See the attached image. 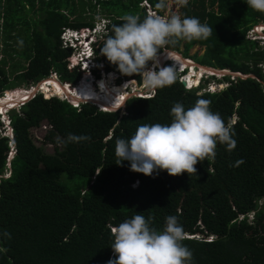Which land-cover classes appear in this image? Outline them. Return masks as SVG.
Returning a JSON list of instances; mask_svg holds the SVG:
<instances>
[{"label":"trees","instance_id":"obj_1","mask_svg":"<svg viewBox=\"0 0 264 264\" xmlns=\"http://www.w3.org/2000/svg\"><path fill=\"white\" fill-rule=\"evenodd\" d=\"M142 1L0 0V95L19 91L11 89L21 84H38L51 71L75 83L81 71L68 65L71 50L61 44L62 29H87L99 14L109 20V35L123 15L141 20L148 15ZM146 1L160 16L196 17L213 28L207 39L173 38L174 44L158 52L182 46L185 57L202 65L253 77L225 74L217 79L227 82L225 88L202 93L175 78L152 96L128 97L116 110L92 102L73 106L39 90L46 98L35 92L10 110L16 152L5 175L9 138L0 135V249H6L0 250V264H106L115 258L108 225L136 214L157 230L163 229L165 217L176 216L184 230L182 244L192 252L191 264H264V44L248 37V30L264 22V12L246 0H188L187 6L163 0L161 8V0ZM102 46L97 52L108 79L117 67L101 54ZM87 85L91 77L85 74L73 86ZM198 99L210 101V110L232 126L233 150L218 142L215 159L197 163L190 177L164 170L148 176L131 171L127 160L116 163L117 138L130 137L140 125L169 124L175 102L188 109ZM43 120L52 128L41 144H52V152L36 145L30 133ZM69 133L91 139L65 143ZM136 180L138 185L131 187Z\"/></svg>","mask_w":264,"mask_h":264},{"label":"clouds","instance_id":"obj_2","mask_svg":"<svg viewBox=\"0 0 264 264\" xmlns=\"http://www.w3.org/2000/svg\"><path fill=\"white\" fill-rule=\"evenodd\" d=\"M178 2L182 6L188 4V0H178ZM142 3V6L148 12L143 20L139 15L125 14L120 18L122 23L112 25L111 34L109 35V20L102 15L96 16L93 25L87 29L70 27L62 29L60 34L61 44L65 48H70L69 62H74L72 67H78L81 71V77L87 74V71H93L96 75V73H99L100 67H103V61L97 52V47L102 42L101 54L110 63L116 65L118 69L109 71L117 73L115 79H118V84L125 81H136L139 84L141 81V79L138 81L135 78H133L134 80L125 79L122 74L139 75L144 81L146 90L149 89L150 91L172 84L175 78H178L179 81L186 80L185 75L189 72L190 67L180 66L178 62L172 60V56L165 58L161 63L156 62L157 56L163 54L166 50L175 52L185 61L193 62L196 69L198 66H206L196 62L191 57H185L181 48H164L160 52L158 50L169 43L174 44L176 40L173 38L186 40L207 39L212 34V27L202 24L196 17L181 18L179 15L165 17L157 13L150 14L148 11L150 10L149 3L147 4L146 0ZM246 3L252 9L264 12V0H246ZM163 6V0H161L157 7L161 8ZM260 23L252 28L255 34L252 39L258 41L262 37L259 36L261 34L256 30L257 27L263 26L259 25ZM93 28L94 30H92ZM262 33H264V26ZM257 36L259 37L256 38ZM149 61H151L150 64H148ZM152 63H154V67H151ZM157 64H160L162 68H158ZM53 72L55 71H51L47 77L54 76ZM105 73L108 72L105 71ZM209 75L216 77V74L203 72L198 84L186 87L188 85L186 81L184 87L186 89L197 88V90H203L202 92H217L227 86L226 81H223L226 86L219 84L218 89L211 88V84L206 85L208 82L204 83L202 79L209 77ZM183 76L184 78L180 79ZM57 77L58 79H56L59 82H63L58 74ZM96 77L94 80L101 76L96 75ZM6 91L0 97L4 96ZM150 91H146L145 94ZM36 93H40L44 97L42 91L38 90ZM128 97L126 95V99ZM29 99H26V101ZM69 102L73 106H79V104L74 105L70 100ZM209 105L210 101L198 99L192 107L185 109L183 104L175 102L170 109L172 120L169 124L140 125L130 137L117 138L115 141V155L118 157L116 163L119 165L122 161L127 160L131 171L148 176H152L154 173L158 174L160 170H164L172 176L187 173L190 177V174H196L195 165L197 163L206 159H215V149L218 142L226 144L229 151L233 150L236 144V141L232 138L234 135L232 126L226 125L220 114L212 112ZM19 106L15 104L4 112L0 110V121L2 123L0 135L9 138V150L6 156V163L9 164L6 172L9 173L10 163L16 149L10 121L9 123L3 122L1 116L3 114L9 118V111L18 109ZM98 107L100 108V106ZM105 108L100 109L108 110ZM235 119L236 116H233L231 122L234 123ZM49 125L45 122L39 123L38 126L32 127L30 130L43 129L45 131L46 129L47 131ZM90 139L91 137L87 135L77 136L69 133L65 143ZM99 171H96L97 174H99ZM137 185V180L131 183V187ZM108 227L113 238L110 247L115 258L109 259L106 264H191L192 252L182 244L185 238L184 230L176 216L165 217L162 230L151 227L148 220L140 214L125 219L115 226L109 224ZM5 235L9 234L5 233ZM186 236L197 237V234H186ZM0 250L6 251V249Z\"/></svg>","mask_w":264,"mask_h":264},{"label":"rangeland","instance_id":"obj_3","mask_svg":"<svg viewBox=\"0 0 264 264\" xmlns=\"http://www.w3.org/2000/svg\"><path fill=\"white\" fill-rule=\"evenodd\" d=\"M93 2H94V0H93ZM144 2V1H143ZM167 2V1H166ZM142 4L143 3H141V6H142ZM147 4H148V2H147ZM149 6H150V8H152L153 9V7H152V5L149 3ZM168 7L169 8H172V4L170 3V2H168ZM147 11V10H146ZM89 12L91 13V11H88V12H86L87 14L86 15H88L89 14ZM165 12H169V11H165ZM148 13V12H147ZM169 14V17L170 16H172V14H170V13H168ZM99 14H96V16H98ZM101 16V15H100ZM87 19H89V18H87ZM260 27V26H259ZM263 27V26H262ZM257 29H258V27H257ZM256 29V30H257ZM250 30H248V32H249ZM250 36V35H249ZM259 36H262L261 37V40H259L260 42L258 43L259 45H263L264 44V33H263V35H259ZM259 36H257L256 38H258ZM180 48H182V46H180ZM198 48V47H197ZM196 49V47L195 46H193L192 47V49L191 50H189L188 51V54L189 53H193V51ZM184 51V50H183ZM203 51H204V48H202V49H200V50H198V55H200V54H202L203 53ZM183 54H185V53H183ZM200 57V56H199ZM196 60H199L198 59V56L195 58ZM262 67H264V65H261ZM7 71H9V68L6 66V67H4ZM203 70H206L205 68H202V67H200V69L198 70V69H195L194 68V66H192L191 65V69H190V73L188 74V76H186V79L188 80V82L190 83V84H193V82L196 80V77L194 76L193 77V75H196V76H201L202 75V72H203ZM212 72V71H211ZM206 74H208L207 72H205ZM99 74H100V76H101V73H100V70H99ZM83 75V74H82ZM95 75V74H94ZM102 76H103V78H102ZM102 76H101V79L98 81V83L96 84V81L94 80V79H96L97 77H96V75L93 77L94 79H92V77H91V84L92 85H87V86H83V87H78V89L79 88H82V90H78V89H76L75 88V90L77 91V92H79V93H82V91H84V87H87V90L91 93V92H93V95L95 96L96 94H99V97L100 98H104V101H103V105H105V104H107V105H111L112 106V104L111 103H109V102H107V100H105V98H107V96L109 95L107 92H109V91H111V95L113 96V98L114 99H117V98H119V96L117 97V95H118V93L116 92V90L117 89H112V90H110V89H107L106 90V87L108 88V87H110V88H113L111 85H113V84H115V85H121L120 83L118 84V79H115L116 78V76H117V74H114L112 77H110V78H108L107 79V77H105V74H103L102 73ZM222 74L221 73H217L216 74V77H214V78H211L212 76L211 75H209V77H206V78H203V79H205V80H207V81H204V83H207L206 85H208V84H211V88H215V89H218L219 88V84H223V86H226V83L225 82H223V80H222V82L221 81H217V79H221L222 77ZM231 76H234V75H231ZM57 79H58V77H56ZM57 79H55V78H51V79H49L48 80V82H50L51 80L53 81V84H55V83H58L59 85H60V82H57ZM202 79V80H203ZM141 80L142 81H140L139 82V85H143L142 87H139V89L138 90H140V91H143L142 93H145L146 91H150L149 89H147L146 90V87H145V84H144V81H143V79H142V77H141ZM44 81V80H43ZM43 81H41L40 82V84L38 85V89L39 90H41L40 88H42V91H47L48 93H55V94H57L58 95V97H60V99L61 100H65L64 99V97L62 96V93L64 94V92H63V90H65L64 89V87L63 86H61L60 85V88L61 89H57L58 91H55V90H53L54 88V86L52 87L51 86V84L49 83V84H46V83H43ZM78 82V80L75 82V83H70V84H73V85H75L76 83ZM203 82V81H202ZM52 83V82H51ZM69 83V82H68ZM104 83V84H103ZM127 84V83H126ZM137 85L136 84V81H135V83H134V81H130V84L129 85H127V87H128V93L129 92H131V90L135 87V85ZM33 85V88L32 89H30V91H32V90H36V84H28V85H24V84H21L20 86H16V87H14L13 89H11V91H15V90H19V91H16V92H19V93H16V92H10V93H8V94H6V95H4V96H8V97H15L16 95H18L19 97L21 96V94H22V96H24V90L25 89H29L31 86ZM36 85V86H35ZM132 85H134V86H132ZM39 86H40V88H39ZM106 86V87H105ZM122 86V85H121ZM131 86V87H130ZM220 86H222V85H220ZM263 86H264V83H263ZM123 87V86H122ZM67 88V87H66ZM141 88V89H140ZM145 88V89H144ZM129 89H131V90H129ZM75 90H72V91H69V92H73V91H75ZM115 90V91H114ZM144 90H146V91H144ZM30 91H28V92H30ZM66 91V90H65ZM203 90H200V89H198L197 90V93H201ZM61 92V93H60ZM67 92V91H66ZM100 92H101V94H100ZM6 93V92H5ZM68 94V93H67ZM57 95H51V97L52 96H57ZM128 95V94H127ZM8 97H5V98H8ZM19 97H15V98H17V99H19ZM92 97V96H91ZM91 97H88L87 99H91L92 101H96V100H94L93 99V97L91 98ZM1 98H3V97H1ZM66 100H68V99H66ZM72 100V99H71ZM86 99H84V101H85ZM69 101V100H68ZM72 101H74V100H72ZM6 102H2L1 104H5ZM78 102H76L75 104H77ZM10 105H13V104H7V106L6 107H8V106H10ZM21 105V104H20ZM105 108V107H104ZM120 108V107H119ZM106 109V108H105ZM108 109V108H107ZM0 110L2 111V112H4L5 111V109L4 110H2L1 108H0ZM109 110V109H108ZM11 112V111H10ZM9 112V113H10ZM2 119H3V117H2ZM43 122H45V123H49L47 120H43V121H41L40 123L42 124ZM52 128V125L50 124L49 126H47V130H49V129H51ZM45 131H46V129H45ZM45 131L43 130V129H40V130H37V131H34L33 129L32 130H30V133H31V136H32V138H33V141H34V143L36 144V145H43V149L44 150H46L47 152H52L53 151V145L52 144H45V143H42L41 144V139L44 137V134H45ZM9 165V164H8ZM8 165H7V168H8ZM8 173L9 172H6V175H8Z\"/></svg>","mask_w":264,"mask_h":264},{"label":"bare ground","instance_id":"obj_4","mask_svg":"<svg viewBox=\"0 0 264 264\" xmlns=\"http://www.w3.org/2000/svg\"><path fill=\"white\" fill-rule=\"evenodd\" d=\"M262 30H263V27L262 26H260V27H258V29H257V31L261 34V35H263V33H262ZM173 57V59L172 60H174V61H176V62H178L179 64H180V66H182V67H185V66H187V67H190L189 68V72L187 73V75H185V79H186V76H188V74L190 73V69H191V65L192 66H194V68H195V64H193V62H189V61H185L184 59H182L181 58V56H179L178 54H176L175 52H171L170 50H166V51H164L163 52V54H161V55H159V56H157V58H156V62L157 63H161L165 58H167V57ZM200 67H202V68H205L206 70H203V72H207L208 74H217L216 72H214L213 70H211L210 68H208V67H204V66H198L197 67V69L199 70L200 69ZM196 69V68H195ZM212 71V72H211ZM202 72V73H203ZM103 74H105V73H103ZM196 77V80L193 82V84H190L189 82H188V80L186 79V81H187V84H190V86H193V85H196V84H198V82H199V78H200V76L198 75V76H196V75H193V77ZM106 77V76H105ZM51 78H55L54 76H51V77H48V78H46V79H43V80H41V81H43V83H46V84H51V86L54 88L53 90H55V91H58L57 89H61L60 88V85L61 86H63L64 87V89L67 91H65V90H63V92H64V94L62 93V96L64 97V98H68L70 101H72V100H74V101H72V102H79V101H84V99H87L88 97H93V99L94 100H97V101H99V102H102L103 103V101H104V98H100L99 97V94H96L95 96L93 95V92H89L88 90H87V88H84V91H82V93H79V92H77L76 90H75V88L76 89H78V87H74L72 84H70V83H68V82H60V85L58 84V83H55V84H53V81L51 80L50 82H48V80L49 79H51ZM102 78H103V76H102ZM56 79V78H55ZM101 79V78H100ZM40 81V82H41ZM40 82L37 84V86H36V90H32V91H30L28 94H27V96H22V94H21V96L19 97L18 95H16L15 97H19V99H17V98H15V97H8V96H3V98H1L0 97V108L2 109V110H7L10 106H8V107H6L7 106V104H13V105H15V104H17V105H20V104H24L25 102H26V99H29L35 92H37L39 89H38V85L40 84ZM52 82V83H51ZM57 82H59L58 80H57ZM98 83V82H97ZM127 83V84H126ZM104 84V83H103ZM130 84V81H125L124 83H122L121 85L123 86H121V85H115V84H113V85H111L113 88H110V87H106V90L107 89H110V90H112V89H117L116 90V92L118 93V95H117V97L119 96V98H117V99H114L113 98V96L111 95V91H109V92H107L109 95L107 96V98H105V100H107V102H109V103H111L112 104V106L111 105H109V106H111V107H113V106H118V105H120V104H122V102L123 101H121L120 100V97H126V95L128 94V87H127V85H129ZM67 87V88H66ZM39 88H40V86H39ZM41 90H42V88H40ZM72 90H75V91H73V92H69V91H72ZM78 90H82V88H79ZM115 91V90H114ZM45 92H47V91H45ZM139 92H143V91H140L139 90ZM61 93V92H60ZM68 93V94H67ZM51 94H55V93H51ZM100 94H101V92H100ZM57 95V94H56ZM58 96V95H57ZM5 97H8V98H5ZM28 97V98H27ZM91 97V98H92ZM72 99V100H71ZM6 102L5 104H1L2 102ZM22 101V102H21ZM99 106H103V107H105L103 104L102 105H99Z\"/></svg>","mask_w":264,"mask_h":264},{"label":"built area","instance_id":"obj_5","mask_svg":"<svg viewBox=\"0 0 264 264\" xmlns=\"http://www.w3.org/2000/svg\"><path fill=\"white\" fill-rule=\"evenodd\" d=\"M148 7V6H147ZM149 12H150V14H156V12L154 11V10H152L151 8H150V10H148ZM92 30H94V28L92 29ZM250 35V36H249ZM248 37L249 38H254L255 37V34H254V29H251V31H249V34H248ZM69 67H72L73 65H74V62L73 61H70L69 62ZM151 67H154V63H152V65H151ZM157 67L158 68H162L161 67V65L160 64H157ZM100 73H101V76H102V73H105V70H104V67H100ZM87 74L89 75V76H91L92 77V79H94L93 77L95 76L94 75V73H93V71H87ZM117 74V73H116ZM53 75H54V77L56 78L57 77V74L55 73V72H53ZM182 78H184V76L183 77H181L180 79H182ZM142 81V80H141ZM134 83H135V81H134ZM136 84H137V82H136ZM135 85V84H134ZM133 85V86H134ZM143 85H139V84H137V85H135V87L131 90V92H129V94H128V96L130 97V96H144V95H152L153 94V90H151L150 92H148L147 94H145V93H142V92H139V87H142ZM186 87H190V84H188V85H186ZM33 87L31 86L29 89H25L24 90V96H27V94L29 93L28 91H30V89H32ZM125 99H126V97H125ZM22 102V101H21ZM12 106V105H11ZM10 106V107H11ZM100 108H104V107H101L100 106ZM2 117H3V119H2ZM1 119H2V121L3 122H5V123H9V121H10V119L7 117V116H5V115H3L2 114V116H1ZM34 129H36V128H34Z\"/></svg>","mask_w":264,"mask_h":264},{"label":"water","instance_id":"obj_6","mask_svg":"<svg viewBox=\"0 0 264 264\" xmlns=\"http://www.w3.org/2000/svg\"><path fill=\"white\" fill-rule=\"evenodd\" d=\"M259 25H263V26H264V22H263V23H260ZM204 67H208V68H210L211 70H213L214 72H216V73H221L222 75L230 74V75L240 76V77H248V76H252V74H243V73H240V72L232 71V70H230V69H216V68L211 67V66H204ZM252 77H253V76H252ZM131 80H134V79H131ZM181 83H182L183 86L186 85V80L182 79V80H181ZM124 101H125V100H123L122 104H120V105H118V106H123V105H124ZM81 102H92V103L96 104L97 106L104 104V103L99 102V101H97V100H96V101H92L91 99H86L85 101H81ZM104 106L106 107V109L108 108L109 110H115V109L118 108V106H113V107H111V106H109V105H107V104H105ZM102 107H103V106H102Z\"/></svg>","mask_w":264,"mask_h":264},{"label":"snow or ice","instance_id":"obj_7","mask_svg":"<svg viewBox=\"0 0 264 264\" xmlns=\"http://www.w3.org/2000/svg\"><path fill=\"white\" fill-rule=\"evenodd\" d=\"M124 99H125V98H124L123 96H122V97H120V100H121V101H123Z\"/></svg>","mask_w":264,"mask_h":264}]
</instances>
